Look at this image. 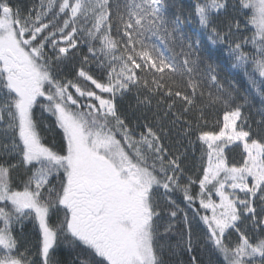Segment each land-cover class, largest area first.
<instances>
[{
  "label": "snow or ice",
  "instance_id": "obj_1",
  "mask_svg": "<svg viewBox=\"0 0 264 264\" xmlns=\"http://www.w3.org/2000/svg\"><path fill=\"white\" fill-rule=\"evenodd\" d=\"M170 6L0 0V264H264V0Z\"/></svg>",
  "mask_w": 264,
  "mask_h": 264
},
{
  "label": "trees",
  "instance_id": "obj_2",
  "mask_svg": "<svg viewBox=\"0 0 264 264\" xmlns=\"http://www.w3.org/2000/svg\"><path fill=\"white\" fill-rule=\"evenodd\" d=\"M168 3L171 6L167 10V15L169 17H174L177 12V8L175 7V5H183L185 8H188L192 4V0H168ZM186 31H188L190 34L199 35V29L195 22L187 25ZM146 42H150L161 48L160 46L161 42L156 37H151L150 40H146ZM157 42H159L160 45ZM161 50L164 51L163 48H161ZM165 51L168 53V55L165 54L166 56L172 55V53L167 51V49H165ZM211 56H212L213 63L217 66V69H218V72H219V75L222 81L227 82L230 80H235L236 82L240 84L242 89L246 87L245 78L243 77L241 73L237 72L235 69L231 67V62L228 59L226 53H222L218 50H213V52L211 53ZM259 107H260V101L257 98L254 101V107L251 108L250 110L253 113H255L256 109H258Z\"/></svg>",
  "mask_w": 264,
  "mask_h": 264
},
{
  "label": "rangeland",
  "instance_id": "obj_3",
  "mask_svg": "<svg viewBox=\"0 0 264 264\" xmlns=\"http://www.w3.org/2000/svg\"><path fill=\"white\" fill-rule=\"evenodd\" d=\"M193 32H194V31H193ZM157 43L160 45V43H159V42H157ZM160 46H161V48H163V50H164L165 54H167V55H168V53L165 51V49H164L163 45L161 44Z\"/></svg>",
  "mask_w": 264,
  "mask_h": 264
}]
</instances>
